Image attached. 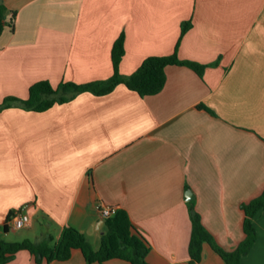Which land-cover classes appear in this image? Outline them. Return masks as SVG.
Wrapping results in <instances>:
<instances>
[{
    "label": "crops",
    "instance_id": "crops-1",
    "mask_svg": "<svg viewBox=\"0 0 264 264\" xmlns=\"http://www.w3.org/2000/svg\"><path fill=\"white\" fill-rule=\"evenodd\" d=\"M0 105L47 82L84 85L113 74L122 35V80L149 57L176 53L203 66H167L160 93L124 85L81 93L44 112L0 110V240L54 244L65 227L97 249L102 207L124 210L145 240L148 264H189L188 203L224 251L244 239L242 204L264 191V0H0ZM190 26L181 36L182 24ZM187 198L192 200L188 201ZM24 208L30 222L3 226ZM242 264H264V212ZM23 231L22 233H20ZM10 242V241H6ZM6 264L37 263L26 251ZM99 264V263H91ZM105 264H129L111 260ZM199 264H225L204 244Z\"/></svg>",
    "mask_w": 264,
    "mask_h": 264
},
{
    "label": "trees",
    "instance_id": "trees-1",
    "mask_svg": "<svg viewBox=\"0 0 264 264\" xmlns=\"http://www.w3.org/2000/svg\"><path fill=\"white\" fill-rule=\"evenodd\" d=\"M14 16L6 22L5 9L0 3V35L6 25L12 27ZM190 24H182L181 36L186 32ZM124 55L123 36L121 35L113 44L111 49V63L113 74L106 81L93 82L84 85L73 83H60L55 88L47 82H38L28 90V97L19 100L13 97L5 98L0 105V110L9 107H20L26 111L44 112L53 105L64 104L71 101L81 93H90L95 96H103L112 92L117 85H124L128 90L136 93L139 97L157 95L165 85V68L167 66H185L196 74L201 75L203 66L180 61L176 53L166 57H149L143 61L141 66L128 78L122 80L118 66ZM244 213L243 233L244 239L232 252L222 250L213 240L211 235L202 226L200 217L194 210L193 202L188 203V212L191 221V236L188 245L189 264H199L202 258L203 245L207 244L220 256L225 264H242L241 258L248 253L256 241V231L253 220L264 212V191L257 198L247 204H242ZM8 214L3 229L7 231V224L12 216ZM103 234L97 249H94L86 236L76 229L65 227L59 239L51 244V238L37 243L29 240L21 242H6L0 240V264L10 262L16 253L26 251L37 263L66 261L73 250H79L86 263L105 264L111 260H123L129 264H148L146 256L149 247L145 240L134 233L128 214L124 210L116 209L115 213L104 219Z\"/></svg>",
    "mask_w": 264,
    "mask_h": 264
},
{
    "label": "built area",
    "instance_id": "built-area-1",
    "mask_svg": "<svg viewBox=\"0 0 264 264\" xmlns=\"http://www.w3.org/2000/svg\"><path fill=\"white\" fill-rule=\"evenodd\" d=\"M115 211L116 209L113 207H102L100 208L99 213L102 218L105 219L111 217L115 213ZM29 222L30 218L28 213L25 211L24 208H21L12 214L8 225H10L13 230H20L27 227Z\"/></svg>",
    "mask_w": 264,
    "mask_h": 264
},
{
    "label": "rangeland",
    "instance_id": "rangeland-1",
    "mask_svg": "<svg viewBox=\"0 0 264 264\" xmlns=\"http://www.w3.org/2000/svg\"><path fill=\"white\" fill-rule=\"evenodd\" d=\"M23 231H21L20 233H22ZM18 236V235H17ZM13 232L9 233V235L5 238L6 241H10V242H15V241H18L16 238L17 237ZM101 237V236H100ZM100 237H98V239H100ZM94 238L91 239V245L95 246L96 245V242L93 241Z\"/></svg>",
    "mask_w": 264,
    "mask_h": 264
},
{
    "label": "water",
    "instance_id": "water-1",
    "mask_svg": "<svg viewBox=\"0 0 264 264\" xmlns=\"http://www.w3.org/2000/svg\"><path fill=\"white\" fill-rule=\"evenodd\" d=\"M187 200H188V201H190V200H192V199H190V198H187Z\"/></svg>",
    "mask_w": 264,
    "mask_h": 264
}]
</instances>
